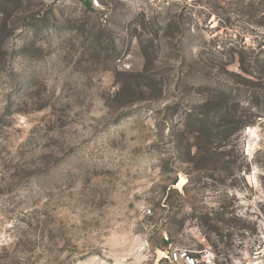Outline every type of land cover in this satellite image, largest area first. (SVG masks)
Wrapping results in <instances>:
<instances>
[{
	"label": "rangeland",
	"instance_id": "obj_1",
	"mask_svg": "<svg viewBox=\"0 0 264 264\" xmlns=\"http://www.w3.org/2000/svg\"><path fill=\"white\" fill-rule=\"evenodd\" d=\"M0 264H264V0H0Z\"/></svg>",
	"mask_w": 264,
	"mask_h": 264
},
{
	"label": "built area",
	"instance_id": "obj_2",
	"mask_svg": "<svg viewBox=\"0 0 264 264\" xmlns=\"http://www.w3.org/2000/svg\"><path fill=\"white\" fill-rule=\"evenodd\" d=\"M188 259H192V260H193V258H192V257H190V256H188Z\"/></svg>",
	"mask_w": 264,
	"mask_h": 264
}]
</instances>
